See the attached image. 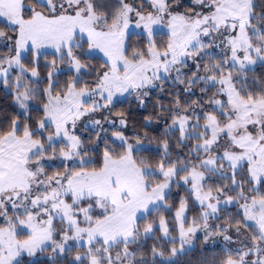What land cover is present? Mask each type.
Here are the masks:
<instances>
[{"label":"snow or ice","instance_id":"1","mask_svg":"<svg viewBox=\"0 0 264 264\" xmlns=\"http://www.w3.org/2000/svg\"><path fill=\"white\" fill-rule=\"evenodd\" d=\"M0 264H264V0H0Z\"/></svg>","mask_w":264,"mask_h":264}]
</instances>
